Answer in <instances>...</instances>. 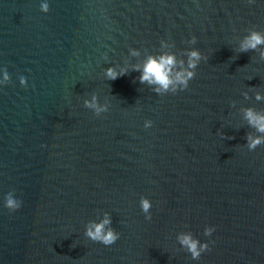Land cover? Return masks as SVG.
Wrapping results in <instances>:
<instances>
[{"label":"water","instance_id":"obj_1","mask_svg":"<svg viewBox=\"0 0 264 264\" xmlns=\"http://www.w3.org/2000/svg\"><path fill=\"white\" fill-rule=\"evenodd\" d=\"M251 31L264 34V0H0V264H264V145L248 150L260 134L244 118L264 114V46L240 51ZM193 50L184 91L158 95L133 70L163 53L187 69ZM109 67L127 74L108 80ZM105 213L111 246L85 235ZM181 234L209 250L193 260Z\"/></svg>","mask_w":264,"mask_h":264},{"label":"clouds","instance_id":"obj_2","mask_svg":"<svg viewBox=\"0 0 264 264\" xmlns=\"http://www.w3.org/2000/svg\"><path fill=\"white\" fill-rule=\"evenodd\" d=\"M251 2V0H249ZM40 11L43 13L49 12V4L43 2L40 5ZM196 38L193 37L189 43L195 44ZM162 47L167 45L162 40ZM259 46H264V34L258 31H251L240 45L241 52L255 51ZM132 55H139V52L135 49L131 50ZM264 57V52L261 53ZM201 59L200 53L197 50L190 51L188 53V68L183 67V61L179 62L180 71H174L178 62L175 54L163 53L159 56L149 55L145 60L142 67H136L133 70L141 73L139 77L140 83H147L149 85H154L153 91L158 95H165L169 91L172 94L178 91H184L188 88L189 82L196 77V69L198 67V61ZM125 71L117 73L114 68L109 67L105 70V76L108 80H115L120 76L126 75ZM9 75L5 70L3 73V81L9 80ZM21 85L25 84V78L21 77ZM179 87H175V86ZM258 101L264 100V97L260 95L256 96ZM95 100V97L93 98ZM86 107H95L96 114L98 115L101 111H105L100 107H97L94 103L86 102ZM244 118L247 120L248 125L256 130L260 135L253 137L248 135L246 137L248 143L247 148L249 151H254L258 146L264 145V114L257 112L253 108H247L244 110ZM145 128L152 126L151 121L145 122ZM5 208L10 212H15L21 207L20 201L18 202L13 198L12 194L9 193L5 196ZM140 207L143 213H145V218L151 220V214L149 210L152 208V204L148 199H141ZM111 225V218L109 214L105 213V218L100 223L92 222L85 231L86 237L97 243H101L104 246H111L117 242L119 239V233H117L111 227H106ZM215 229L213 227H206L204 230L205 236H211ZM180 245L186 249L193 260H199L201 254L209 250L207 243H201L198 239L194 238L191 234H181L178 237Z\"/></svg>","mask_w":264,"mask_h":264}]
</instances>
